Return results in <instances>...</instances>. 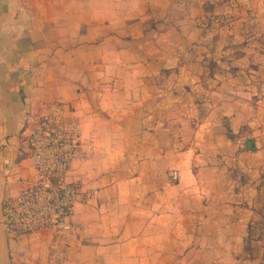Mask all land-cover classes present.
I'll return each mask as SVG.
<instances>
[{"label": "crops", "instance_id": "obj_1", "mask_svg": "<svg viewBox=\"0 0 264 264\" xmlns=\"http://www.w3.org/2000/svg\"><path fill=\"white\" fill-rule=\"evenodd\" d=\"M53 105L96 146L73 228L0 210V264H264V0H0V203Z\"/></svg>", "mask_w": 264, "mask_h": 264}, {"label": "built area", "instance_id": "obj_2", "mask_svg": "<svg viewBox=\"0 0 264 264\" xmlns=\"http://www.w3.org/2000/svg\"><path fill=\"white\" fill-rule=\"evenodd\" d=\"M25 122L28 154L36 178L15 196L2 198L5 232L20 236L45 228L68 231L73 228L71 218L80 187L76 181L67 180L66 173L74 161L90 159L96 146L82 137L78 121H63L55 105L45 113L28 114ZM172 177L176 179L177 173L173 172Z\"/></svg>", "mask_w": 264, "mask_h": 264}]
</instances>
